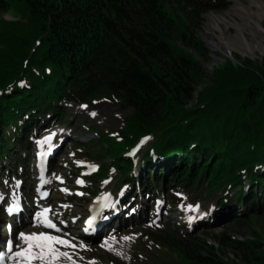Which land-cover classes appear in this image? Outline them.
Returning <instances> with one entry per match:
<instances>
[{"label": "trees", "instance_id": "1", "mask_svg": "<svg viewBox=\"0 0 264 264\" xmlns=\"http://www.w3.org/2000/svg\"><path fill=\"white\" fill-rule=\"evenodd\" d=\"M229 5L0 0V12L18 17L0 18V158L12 150V137L24 145L47 113L62 118L63 101L109 98L133 112L118 137L97 131L95 143L111 159L97 178L114 168L123 182L133 181L135 162L125 154L151 137L141 160L146 180L196 195L223 190L226 197L236 194L241 205L249 186V214L235 224H256L264 217V57L227 59L208 76L201 61L207 52L197 35L204 14ZM16 157L21 159L19 152ZM253 231L254 240L218 238V245L169 230L156 240L183 264H264L263 236ZM229 248L240 254L239 262L227 256Z\"/></svg>", "mask_w": 264, "mask_h": 264}, {"label": "rangeland", "instance_id": "2", "mask_svg": "<svg viewBox=\"0 0 264 264\" xmlns=\"http://www.w3.org/2000/svg\"><path fill=\"white\" fill-rule=\"evenodd\" d=\"M230 6L226 10H215L209 11L204 15V23L202 27L197 30V35L204 42V47L207 55L201 59L205 72L210 75L214 67L223 62L226 59H231L233 56L235 62L238 63L237 57H254V59L264 57V54L257 52L256 55L245 53L239 46H237L236 38L238 29L235 25H230L225 29V35L221 34L219 28H213L211 26V13H219L229 11L233 5L238 2L242 3V6L247 8L250 6L249 0H229ZM16 12H13V19ZM6 17L11 19L9 13L0 12V17ZM239 24L243 22L238 16H235ZM225 26V25H223ZM245 34L249 39H253L251 27H245ZM258 38L261 36L257 34ZM234 39V40H233ZM232 43H235L233 45ZM250 41V40H249ZM231 43V44H230ZM240 43V40H239ZM232 46L233 52L227 54L228 46ZM241 59V58H240ZM97 100V99H96ZM66 112V118L64 121H53L50 118L41 120L39 127H36L35 133H43L46 128L52 127L53 125L58 128L59 135L66 137L65 150L55 161V176L64 174L68 178V182L72 180L76 175L81 173L82 169H91L93 164H111V159L108 154L104 153V146L97 144L94 140L97 137L91 133L88 126H94L96 130L112 131L113 134L117 131H121L126 128V118L132 114V108H122L120 104L109 98H102L95 101L94 103L79 105L73 102L63 103ZM95 113V115H93ZM12 127L6 132L11 133ZM18 142L15 139L12 140L11 147L13 150L9 151V156L5 161L0 160V174L2 170H7L8 175L12 177L16 172L23 173L21 176L25 179V190L34 191L33 186L35 182L34 169L32 168L33 162L30 161L33 155L32 149L26 145V150H23V158L20 164L16 167V163L13 159V151L18 150ZM151 143V141H150ZM101 153L100 158H96L91 153ZM90 153V155H88ZM17 161V159H16ZM27 172V174H26ZM112 170L110 177L106 179L110 182L109 184L104 181H97L93 177L89 180V186L87 189V198L78 201H70V207L67 209H60L59 214L61 218L69 221L72 216L79 217L82 220L87 214V207L93 198V195L101 193L105 190H117L122 184H125L120 180V175ZM113 175V176H111ZM145 177L144 174H141ZM153 183V181H152ZM3 180L0 177V190ZM51 186L54 187V184ZM144 187H140L137 192L134 188H129L128 191L132 194H138L143 198V203H140V215L136 216L134 221H128L126 223L116 222L113 225L115 229L109 235L91 240H86L80 244L79 250L74 251V256L77 259L76 264H112L111 261L115 260L119 264H183L178 257L175 256L174 252L169 251L163 245L156 242V237L160 235L163 229L176 228V233L181 236H188L190 233H195L196 237L206 239L208 242L217 243L218 238H225L227 241L230 239H253L254 231L258 230L262 233L264 239V217L258 218L256 224H235L233 217L235 215L244 214L248 216L249 212L244 207H238L232 210L230 214L226 212L218 211L220 207L217 205L221 192L214 196H208L207 192H203L201 196H196L192 190L184 189L183 187L178 188V200L174 201L171 193V187L165 189L162 193L157 192L153 196L159 199V205L162 206L160 215L156 214V208L158 206L157 201L154 199H148L145 196ZM55 194L60 196V193L56 188ZM94 191V192H91ZM109 192V191H108ZM93 193V194H92ZM107 193V192H106ZM143 195L145 197H143ZM138 196V197H139ZM234 196L232 204L235 201ZM176 202V203H175ZM180 202V203H179ZM175 203V204H174ZM199 203L200 215L202 213L210 214L205 219H202L195 228L192 229L189 225H182L183 211L179 206L185 205L186 210H190V214H195L192 210L193 205ZM192 206V207H190ZM170 209V211L168 210ZM170 212V216L165 213ZM225 213V214H224ZM198 214V213H197ZM177 215V217L175 216ZM199 215V217H200ZM185 221V220H183ZM30 226H33L32 224ZM192 234V235H193ZM127 238V239H126ZM98 239V241H97ZM99 242V243H94ZM227 256L231 259H240V254L229 248L226 250ZM240 264H244L240 262Z\"/></svg>", "mask_w": 264, "mask_h": 264}, {"label": "bare ground", "instance_id": "3", "mask_svg": "<svg viewBox=\"0 0 264 264\" xmlns=\"http://www.w3.org/2000/svg\"><path fill=\"white\" fill-rule=\"evenodd\" d=\"M249 3L250 6L245 8V5L242 6V3L236 2L229 11L209 14L210 24L213 28H219L222 35H225V29L228 26L235 25L238 29L236 38L240 40V43L239 40L236 41L237 46L251 55H256L257 52L264 54V0H249ZM235 16H238L243 23L239 24ZM246 26L251 27L253 39H249L245 34ZM257 34L261 37L258 38ZM232 44L235 45V43ZM232 52L233 48L230 45L227 54ZM167 215L170 216V214ZM175 216L177 217V215Z\"/></svg>", "mask_w": 264, "mask_h": 264}, {"label": "snow or ice", "instance_id": "4", "mask_svg": "<svg viewBox=\"0 0 264 264\" xmlns=\"http://www.w3.org/2000/svg\"><path fill=\"white\" fill-rule=\"evenodd\" d=\"M84 107H87L86 105ZM95 115V113H93ZM192 207V206H190ZM198 207V206H196ZM48 226L49 227H55L56 225L48 221ZM21 237H24L28 240H33L39 242V247L41 248V257L43 256H52L55 257L57 255L56 249L53 247V242H59L62 244H68L69 242L66 240H62L60 237L57 236H52V235H47L45 233H40V234H31L26 236L24 233H20ZM127 239V238H126ZM11 248V245H9ZM17 256H27L29 261L32 259V253L29 249L28 252H18L16 253ZM59 255H67L66 253L60 252Z\"/></svg>", "mask_w": 264, "mask_h": 264}]
</instances>
